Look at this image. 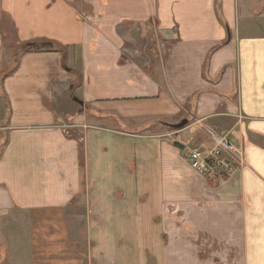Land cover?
Returning <instances> with one entry per match:
<instances>
[{
  "label": "crops",
  "instance_id": "0c3cea01",
  "mask_svg": "<svg viewBox=\"0 0 264 264\" xmlns=\"http://www.w3.org/2000/svg\"><path fill=\"white\" fill-rule=\"evenodd\" d=\"M72 206L93 264H264V0H0V264Z\"/></svg>",
  "mask_w": 264,
  "mask_h": 264
},
{
  "label": "rangeland",
  "instance_id": "374dc122",
  "mask_svg": "<svg viewBox=\"0 0 264 264\" xmlns=\"http://www.w3.org/2000/svg\"><path fill=\"white\" fill-rule=\"evenodd\" d=\"M154 44L155 43H153V45ZM13 64L14 63L9 65L6 72L8 73L11 72V70L14 67ZM202 149L205 150L204 148ZM220 150H221V153H220L221 156L229 158V154L225 150H223V148ZM205 151H208V150H205ZM234 158L233 157L230 158L232 162ZM234 164H235V167L234 166L233 167L235 169H236V166H241L239 164H236L235 162ZM226 175L228 174L223 173L221 177L226 176ZM217 177H220V176H217ZM68 212L69 214H64L60 212L59 214H57L56 218L51 219V222L55 221L56 223L55 225L57 228L56 231H54L52 228L53 223H51V227H50L51 229L48 228L47 224L45 226L43 225L42 222H44L45 220L49 221L45 218H35L34 217V219L32 218L31 220L29 217V218H26L25 221H27L28 223L32 221L34 222L33 223L34 237L36 239V242H39L40 245H47V244L55 243L56 247L64 250V255L62 254L63 252H60L57 255V258L62 260V261L60 260L58 264H69L70 263L67 261H63L64 259L66 260L77 259V261L75 262L73 261L72 264H93V262L89 260L90 244H88V241H87V236H86L85 229H84V220L81 219L80 217L81 214H83V211L79 206H72L68 210ZM7 230H11V228L8 227ZM7 230L5 231L7 232ZM70 249L72 251H70ZM72 255H73V258H72Z\"/></svg>",
  "mask_w": 264,
  "mask_h": 264
},
{
  "label": "built area",
  "instance_id": "2783aa9c",
  "mask_svg": "<svg viewBox=\"0 0 264 264\" xmlns=\"http://www.w3.org/2000/svg\"><path fill=\"white\" fill-rule=\"evenodd\" d=\"M64 132L67 136L74 135L68 129ZM213 138L215 141L213 149L205 151L197 147L190 149L187 153L186 158L193 169L206 177L214 178L221 176L223 173H230L235 167L234 162L241 166L245 164L243 153L237 150L230 141L217 133H213ZM222 148L229 154V158L220 155V149ZM230 154L233 158L235 157L233 162L230 159L232 158Z\"/></svg>",
  "mask_w": 264,
  "mask_h": 264
},
{
  "label": "trees",
  "instance_id": "16d2710c",
  "mask_svg": "<svg viewBox=\"0 0 264 264\" xmlns=\"http://www.w3.org/2000/svg\"><path fill=\"white\" fill-rule=\"evenodd\" d=\"M52 49H53V51H56L59 53H64V54L66 53V48L63 46L57 45V44L53 45Z\"/></svg>",
  "mask_w": 264,
  "mask_h": 264
},
{
  "label": "water",
  "instance_id": "95a60500",
  "mask_svg": "<svg viewBox=\"0 0 264 264\" xmlns=\"http://www.w3.org/2000/svg\"><path fill=\"white\" fill-rule=\"evenodd\" d=\"M47 46H49V44H46ZM75 101H77L78 103H80L81 105L83 104L82 101H80L78 98H75ZM185 125V123L181 124V125H178L177 127L178 128H182L183 126Z\"/></svg>",
  "mask_w": 264,
  "mask_h": 264
}]
</instances>
